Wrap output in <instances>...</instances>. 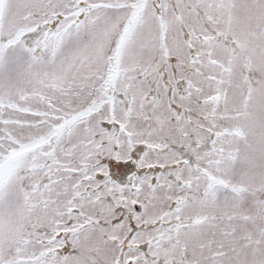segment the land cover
Returning a JSON list of instances; mask_svg holds the SVG:
<instances>
[{
  "label": "snow or ice",
  "instance_id": "obj_1",
  "mask_svg": "<svg viewBox=\"0 0 264 264\" xmlns=\"http://www.w3.org/2000/svg\"><path fill=\"white\" fill-rule=\"evenodd\" d=\"M0 264H264V0H0Z\"/></svg>",
  "mask_w": 264,
  "mask_h": 264
}]
</instances>
